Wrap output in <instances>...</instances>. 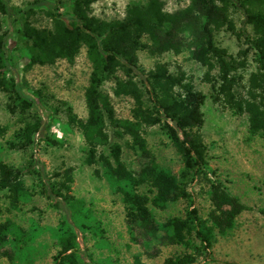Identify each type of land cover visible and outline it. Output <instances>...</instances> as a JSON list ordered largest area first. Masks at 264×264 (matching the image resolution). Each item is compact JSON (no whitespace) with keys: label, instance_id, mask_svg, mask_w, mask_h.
Segmentation results:
<instances>
[{"label":"trees","instance_id":"trees-1","mask_svg":"<svg viewBox=\"0 0 264 264\" xmlns=\"http://www.w3.org/2000/svg\"><path fill=\"white\" fill-rule=\"evenodd\" d=\"M6 1L0 0V14L21 18L18 33L27 45L26 68L53 64L58 59L71 63L79 49L84 48L90 63L83 92L86 115L83 119L76 117L62 100H55L57 106L54 109L59 107L68 123L80 131L86 146L84 162L87 165L100 163L104 177L120 195L128 227L136 226L146 233L161 229L169 243L185 244L186 237L192 234L198 241L194 253H207L214 233L224 234L229 230L235 217L246 207L224 187L214 183L208 193L212 209L207 218L199 217L196 209L190 207L183 217L169 218L156 224L148 204L163 209L167 201L187 199V182L205 164L206 146L200 134L203 123L200 107L204 95L193 87L190 77L179 67L170 71L164 63H156L143 70L136 52L175 54L180 51L185 38L192 37L190 57L205 68V76L215 69V79L209 80L211 99L221 101L234 114L245 113L248 132H260L264 138V0H188L184 8L172 12L163 9L162 0H142L128 3L123 16L114 20L91 15L90 6L96 0H70L67 16L58 12L54 3L48 0H33L17 10L10 8ZM40 5H44L48 27H37L29 20ZM230 8L242 12L244 22L251 30V35L244 38L245 47L238 51L236 57L227 54L213 41V33L222 27L234 31L228 15ZM6 34L0 26V90L11 102L7 105L8 110L13 111L17 107L23 111L40 103L43 98L52 99L53 96L45 94L41 88L32 91L34 98L23 95L11 74L5 75L9 71ZM249 50L254 54L255 70L247 77L245 96L237 97L233 91V86L238 83L235 72L244 67ZM118 70L121 77L115 75ZM108 79L113 80L114 96L131 99L129 117H117L108 94L100 89L102 82ZM106 125L115 136H126L129 147L147 158L137 171L125 166L118 143L109 144L107 154L98 151L99 145L107 144ZM154 125L164 133L181 159L182 169L178 175L160 167L150 155L143 133L145 127ZM44 130L45 125L34 118L16 132V142L9 145L24 149L31 144L34 134L46 142L56 143L45 136ZM70 172V167L52 172L50 175L59 179L51 182L41 169L37 170L41 179L40 191L67 217L75 219L83 217L84 213L82 201L69 194ZM21 173L20 168L0 162V189L5 190L11 207H15L26 193ZM140 185L146 186V193L138 190ZM14 227L9 219L0 222V247ZM58 243L53 264H76V235L64 229ZM194 253L166 257L160 264H189ZM84 257L91 259L89 255ZM132 264L147 263L133 255Z\"/></svg>","mask_w":264,"mask_h":264},{"label":"rangeland","instance_id":"rangeland-1","mask_svg":"<svg viewBox=\"0 0 264 264\" xmlns=\"http://www.w3.org/2000/svg\"><path fill=\"white\" fill-rule=\"evenodd\" d=\"M32 1L6 2L17 10ZM48 1L67 16L70 0ZM140 1L96 0L90 6V13L104 20L120 19L128 3ZM162 3L166 12H172L184 8L188 0H162ZM43 8L44 5H40L29 18L37 27L49 26ZM228 15L234 31L222 27L213 33V41L227 54L236 57L245 47L244 38L251 35V30L240 10L230 8ZM0 26L1 31L7 33L6 64L9 71L5 75L11 74L22 94L29 98H34L32 91L37 88L53 96L52 99L43 98L23 111L17 107L10 111L7 105L11 102L0 90V162L22 170L20 177L26 190L18 204L11 207L5 190L0 189V222L9 219L15 226L0 247V264H53L52 258L59 249L58 237L64 229L76 235V264H132L133 255H138L147 264H160L166 257L193 254L198 241L192 234L186 237L185 244L169 243L161 229L146 233L139 227H128L120 195L104 177L100 163L87 165L84 162L86 146L80 131L68 123L59 107L54 109L57 106L55 100H62L76 117L83 119L86 115L83 92L90 63L84 48L79 49L71 63L58 59L53 64L26 68L27 45L18 33L21 18L0 14ZM185 39L178 53L150 55L146 50H139L136 56L143 70L156 63H164L170 71L179 67L190 77L193 87L204 95L200 107L203 118L200 134L206 146L205 164L187 182V199L167 201L163 209L150 204L148 208L158 225L169 218L183 217L190 207L196 209L199 217L207 218L212 209L208 196L210 185L218 183L246 208L235 217L233 226L224 234L214 233L207 253H194L189 264H264V138L260 132H248L245 113L234 114L221 101L211 99L209 80L215 79V69L205 76V68L190 57L192 37ZM254 70V54L249 50L244 67L235 72L238 83L233 86V91L237 97L245 96L247 77ZM115 75L122 76L119 70ZM112 87L113 80L108 79L102 82L100 89L108 94L117 117H129L131 99L114 96ZM34 118L40 119L45 125V136L56 143L46 142L34 134L26 148L11 147L9 143L17 140L16 132ZM105 130L107 144L99 145V152L107 154L108 145L115 142L121 147V159L128 169L137 171L146 163V157L129 147L126 136H115L107 125ZM143 135L155 162L178 175L182 169L181 159L159 127H145ZM65 167L71 168L69 194L82 201L83 217L70 219L40 191L38 169L55 182L59 178L50 174ZM138 190L146 193V186L140 185Z\"/></svg>","mask_w":264,"mask_h":264}]
</instances>
